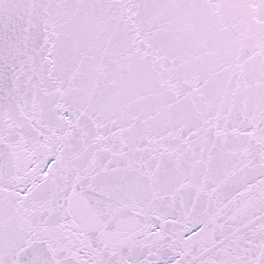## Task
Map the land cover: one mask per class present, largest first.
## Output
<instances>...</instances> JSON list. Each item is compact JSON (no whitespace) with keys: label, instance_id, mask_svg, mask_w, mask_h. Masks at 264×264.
Instances as JSON below:
<instances>
[{"label":"snow or ice","instance_id":"obj_1","mask_svg":"<svg viewBox=\"0 0 264 264\" xmlns=\"http://www.w3.org/2000/svg\"><path fill=\"white\" fill-rule=\"evenodd\" d=\"M0 264H264V0H0Z\"/></svg>","mask_w":264,"mask_h":264}]
</instances>
